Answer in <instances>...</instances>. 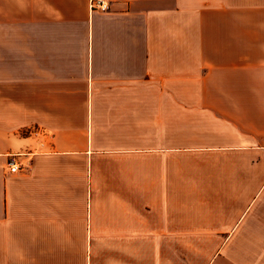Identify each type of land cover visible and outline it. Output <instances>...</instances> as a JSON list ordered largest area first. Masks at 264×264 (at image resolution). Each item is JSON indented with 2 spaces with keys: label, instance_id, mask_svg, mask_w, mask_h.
Here are the masks:
<instances>
[{
  "label": "crops",
  "instance_id": "crops-1",
  "mask_svg": "<svg viewBox=\"0 0 264 264\" xmlns=\"http://www.w3.org/2000/svg\"><path fill=\"white\" fill-rule=\"evenodd\" d=\"M108 1L0 0V264H264V0Z\"/></svg>",
  "mask_w": 264,
  "mask_h": 264
},
{
  "label": "built area",
  "instance_id": "built-area-1",
  "mask_svg": "<svg viewBox=\"0 0 264 264\" xmlns=\"http://www.w3.org/2000/svg\"><path fill=\"white\" fill-rule=\"evenodd\" d=\"M89 8L90 10L107 11L109 2L108 0H89ZM8 170L12 173L17 170V165L13 159L8 161Z\"/></svg>",
  "mask_w": 264,
  "mask_h": 264
},
{
  "label": "rangeland",
  "instance_id": "rangeland-1",
  "mask_svg": "<svg viewBox=\"0 0 264 264\" xmlns=\"http://www.w3.org/2000/svg\"><path fill=\"white\" fill-rule=\"evenodd\" d=\"M109 2V1H108Z\"/></svg>",
  "mask_w": 264,
  "mask_h": 264
}]
</instances>
